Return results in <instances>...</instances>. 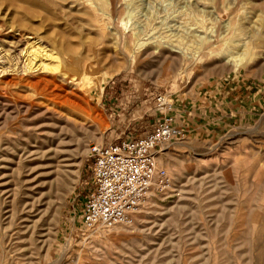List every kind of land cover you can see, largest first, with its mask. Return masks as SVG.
Segmentation results:
<instances>
[{"label": "rangeland", "instance_id": "rangeland-1", "mask_svg": "<svg viewBox=\"0 0 264 264\" xmlns=\"http://www.w3.org/2000/svg\"><path fill=\"white\" fill-rule=\"evenodd\" d=\"M2 67L0 264H264V0H0ZM168 119L171 186L86 230L90 148Z\"/></svg>", "mask_w": 264, "mask_h": 264}, {"label": "built area", "instance_id": "built-area-1", "mask_svg": "<svg viewBox=\"0 0 264 264\" xmlns=\"http://www.w3.org/2000/svg\"><path fill=\"white\" fill-rule=\"evenodd\" d=\"M182 136L173 120L159 121L146 134L108 145H93V191L86 198L81 220L86 230L101 226L129 225L151 190H166L171 180L156 165V152L162 145Z\"/></svg>", "mask_w": 264, "mask_h": 264}, {"label": "bare ground", "instance_id": "bare-ground-1", "mask_svg": "<svg viewBox=\"0 0 264 264\" xmlns=\"http://www.w3.org/2000/svg\"><path fill=\"white\" fill-rule=\"evenodd\" d=\"M5 43V42H4ZM12 45V44H11ZM41 49V48H40ZM39 50V49H38ZM31 53V52H30ZM39 53H40V55H43L44 56V58H47V59H49L51 62L50 63H48V64H46V63H43L42 65H40L39 64V66L38 67H36L37 68V70H44V71H51V72H53V71H56V70H59L61 67H60V65H58V64H55V60L56 59H58V57L54 54V53H52V52H48V51H46V50H40L39 51ZM27 54V53H26ZM39 56V55H38ZM34 57H36V56H34ZM33 57V58H34ZM27 58V57H26ZM32 58V59H33ZM40 58H42V57H40ZM31 58H27V60H26V62H24V66L22 67V72L23 73H27V72H33L34 71V68H35V66L37 65V62H36V65H35V62L32 60ZM36 59V58H35ZM44 60V59H43ZM36 61V60H35ZM39 63H41V62H39ZM36 68H35V70H36ZM8 69H6V68H4V67H2V68H0V76H4L5 74H8ZM43 82V81H42ZM41 81H40V83H42ZM44 82H45V80H44ZM49 82H51V81H49ZM38 83V82H37ZM36 83V84H37ZM48 83V82H47ZM49 85H50V83H48ZM63 89V88H62ZM62 97V96H61ZM65 99V98H64ZM63 103H65V102H63ZM163 155H164V153H163ZM161 157V156H160ZM157 161V160H156ZM159 161V160H158ZM157 165V164H156Z\"/></svg>", "mask_w": 264, "mask_h": 264}]
</instances>
